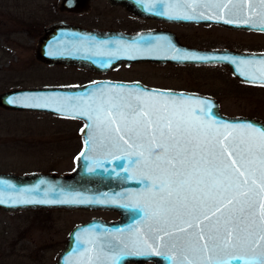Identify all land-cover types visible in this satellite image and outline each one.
Returning a JSON list of instances; mask_svg holds the SVG:
<instances>
[{
    "label": "snow or ice",
    "instance_id": "snow-or-ice-1",
    "mask_svg": "<svg viewBox=\"0 0 264 264\" xmlns=\"http://www.w3.org/2000/svg\"><path fill=\"white\" fill-rule=\"evenodd\" d=\"M252 2L183 0L185 4L212 8L209 19L213 15L223 17L236 3L243 4L245 8L240 11L251 18L256 12ZM259 2L264 4V0ZM192 10L196 11L194 7ZM183 18L194 17L185 13ZM243 22L248 24L247 19ZM259 27L264 30V23ZM146 50L166 55L171 52L173 59L208 58L181 52L171 45L155 49L149 46ZM239 63L248 64L243 60ZM164 95L144 89L134 96H102L87 109L57 94L20 95L8 103L78 109L79 115L90 122L81 129L87 137L86 145L90 147L99 139L110 154L113 149L122 152L124 155L116 158L127 159L132 175L145 182L134 197L138 202L137 219L143 213L147 230L134 223L129 226L127 239L90 234L87 243L92 247L81 250V254H88L86 264H123L130 256H159L170 264H264V129L250 124L217 125L197 115L195 105L204 101L188 98L177 104L174 99H157ZM120 166L129 171L125 165ZM25 192L39 194L40 190H21L20 195L23 197ZM49 194L56 199L28 197L24 202H83L73 193L51 186L42 195Z\"/></svg>",
    "mask_w": 264,
    "mask_h": 264
},
{
    "label": "water",
    "instance_id": "water-1",
    "mask_svg": "<svg viewBox=\"0 0 264 264\" xmlns=\"http://www.w3.org/2000/svg\"><path fill=\"white\" fill-rule=\"evenodd\" d=\"M69 1L75 3H69ZM113 1L121 3L132 13L170 22L214 23L229 28L264 31L259 27L261 23H264V4H261L259 0L252 2V7L256 9V12L251 18L247 17L246 11H240L245 6L236 3L234 6H229L231 11L226 12L223 17L216 18L213 15L211 19L207 17L213 11L212 8L204 4H185L183 0L180 2L166 0L165 3H159L157 0ZM76 2L78 1L60 0V4L69 10L81 7V4ZM193 7L196 9L195 12L192 10ZM159 11H165L166 14L159 15L157 14ZM185 13L194 18H183ZM199 13H204V15H199ZM225 19L233 22L224 23ZM246 19L248 24L243 22ZM165 45H171L174 49L194 56L208 58L173 59L171 52L166 55L162 51L146 50L149 46L155 49ZM50 52L53 54L50 55ZM34 57L47 63H73L93 69H99L101 66H108L121 60L138 59H148L161 63L168 61L177 64L218 62L225 65L232 75L242 81L264 84V64H261V61L264 60V51H245L227 47H193L179 42L174 33L169 30L145 29L130 33L118 30L94 31L85 30L64 21H53L43 27V33L36 41ZM242 60L248 62L247 66L239 63ZM144 89L150 92L164 93V97H157L158 100L162 101L174 99L177 104L187 102L188 98L204 101L203 104L195 105L197 115H203L206 119L215 121L217 125L227 123L240 127L250 124L255 128L264 129V122L258 118L247 115H229L222 112L216 99L209 95L184 89L147 86L139 81L99 79L74 84L13 87L0 91L1 107L41 110L81 120L79 129L81 146L73 158L72 169L66 173L30 171L16 174L12 171H0V209H103L114 211L120 216L114 221L93 217L83 223H75L67 233L64 244L52 264H86L88 254H81V250L92 247L87 243L90 234L93 237L100 236L103 239H127L129 226L134 223L147 230V226L143 223V213H139V219H137L138 202L134 197L135 193L143 190L145 182L139 176L132 175L131 166L128 165L127 159L119 160L116 158L123 156L122 152L113 149L110 154L109 150L99 142V139L95 140L90 147L86 145L87 137L81 129L90 122L85 116L79 115L78 109L60 108L55 104L42 108L25 107L8 103V100L20 95L57 94L62 97H70L71 103L87 109L89 105L94 107L102 96L105 99L113 96L128 97L130 93L134 96ZM201 108L204 110L203 113L200 112ZM85 132H91V129H85ZM82 152L83 155H81ZM121 164L129 168V171H125V168L120 166ZM49 186L58 191L71 192L83 202H24L28 197H33L34 200L56 199L52 194L47 197L42 195ZM36 187H39V194L25 192L23 197L20 195L21 190ZM93 255L95 254L93 253ZM128 260L134 262L128 263ZM146 261H153L150 264H170L167 259H162L159 256H130L123 261V264H148Z\"/></svg>",
    "mask_w": 264,
    "mask_h": 264
},
{
    "label": "rangeland",
    "instance_id": "rangeland-1",
    "mask_svg": "<svg viewBox=\"0 0 264 264\" xmlns=\"http://www.w3.org/2000/svg\"><path fill=\"white\" fill-rule=\"evenodd\" d=\"M48 2L0 0V91L60 83L84 74L73 73L74 68L41 66L34 57L41 25L51 17L61 16L58 11H49ZM123 14L118 11V17L124 18ZM106 20L98 21L105 23ZM124 20L126 26L131 23L132 26H127L131 29L143 25L136 19ZM168 28L183 43L193 47L264 48L260 36L255 38L247 32L207 25H170ZM124 71L128 77L138 76L154 85L214 94L222 112L252 116L264 122V86L239 82L223 64L143 62ZM80 126V120L75 117L0 106V171L69 172L81 146ZM113 212L82 208L0 209V264H47L54 260L65 232L75 221Z\"/></svg>",
    "mask_w": 264,
    "mask_h": 264
},
{
    "label": "flooded vegetation",
    "instance_id": "flooded-vegetation-1",
    "mask_svg": "<svg viewBox=\"0 0 264 264\" xmlns=\"http://www.w3.org/2000/svg\"><path fill=\"white\" fill-rule=\"evenodd\" d=\"M79 5L81 4V7L78 9H66L64 5L60 4V0H49L48 5H46L51 12H56L58 11L61 13V16H54L51 17L47 22L43 23L41 25V32L39 36L43 33V27L53 21H64L68 24L71 25H76L79 26L82 29L85 30H94V31H110V30H118L122 31L125 33H130L134 31H139V30H145V29H160V30H169L174 33L176 36V39L183 43L181 39L179 38L178 34L174 32L173 30L169 29L168 26L170 25H207V26H216V27H221L223 29L227 30H232V31H242V32H247L252 34V37H258L261 40H264V31H258V30H251V29H245V28H229L225 27L222 25L214 24V23H185V22H170V21H165V20H160V19H155V18H150V17H145L141 16L135 13H132L131 11L127 10L124 5L121 3H118L113 0H77ZM69 3H75L74 1H69ZM118 11H121L123 14L124 18L118 17ZM55 15V14H53ZM52 15V16H53ZM64 16H72L71 19L65 18ZM102 19H107L105 23H101L98 20ZM124 19H136L138 21H141L143 25L141 26H136V28H129L127 26H132L131 23L129 25H125L123 22H127ZM150 21V22H148ZM172 23V24H171ZM119 26H117V25ZM168 25V26H167ZM39 36L37 37L36 41L38 40ZM262 37V38H261ZM185 44V43H184ZM236 50H247V51H264V48H255L258 50H252V49H246V48H232ZM39 64L41 66L45 67H60V68H74L73 73L76 71H82L84 74H81V77L79 75L76 78H72L71 80H65L63 82L57 83V81H54L56 83L53 84H46V85H60V84H74V83H84V82H89V81H96L99 79L103 80H122V81H139L140 83L147 85V86H154V87H161V88H167V89H183V88H176V87H170V86H161V85H154L148 82L147 80L144 81L140 77H128L126 75V72L124 71L125 68L135 64V63H150V64H161V62H155L151 61L148 59H138V60H121L119 62H115L113 64H110L108 66L104 67H99V69H93L87 66L83 65H78V64H73V63H47L44 62L40 59H37ZM168 61L162 62V63H167ZM109 63V62H108ZM172 63V62H169ZM210 63H218V62H210ZM176 65V63H173ZM221 64V63H219ZM106 65V64H105ZM225 66V65H224ZM226 67V66H225ZM123 68V69H122ZM227 68V67H226ZM71 73V72H70ZM68 73V74H70ZM236 80L239 82L243 83H248L250 85H262L264 84L261 83H250V82H245L240 80L239 78L236 77ZM242 83V84H243ZM44 85V84H42ZM39 86V85H37ZM186 90V89H184ZM191 91V90H190ZM192 91L199 92L196 89H193ZM201 93V92H199ZM209 96L214 97L216 101L219 104L218 97L214 94H209ZM79 120V119H78ZM80 125H81V120H80ZM80 129V128H79ZM79 135V131H78ZM113 212V211H112ZM97 217V218H102L107 221H114L120 218V216L116 213L113 212V214L110 215H105V216H100V215H89L83 220L75 221L71 227L75 223H83L87 221L90 218ZM70 227V228H71ZM70 229H68L63 237V240L61 242V247L64 244L65 237L67 233L69 232ZM61 249V248H60ZM59 249V250H60ZM58 251L55 253L54 260L47 263V264H52L55 261L56 255ZM133 260H128V263H133ZM153 261H146V263L150 264Z\"/></svg>",
    "mask_w": 264,
    "mask_h": 264
}]
</instances>
